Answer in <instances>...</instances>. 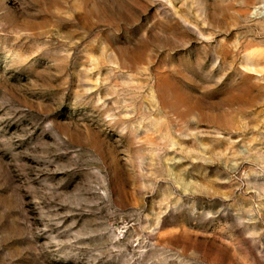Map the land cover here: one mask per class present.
<instances>
[{
	"label": "rangeland",
	"instance_id": "374dc122",
	"mask_svg": "<svg viewBox=\"0 0 264 264\" xmlns=\"http://www.w3.org/2000/svg\"><path fill=\"white\" fill-rule=\"evenodd\" d=\"M0 264H264V0H0Z\"/></svg>",
	"mask_w": 264,
	"mask_h": 264
}]
</instances>
